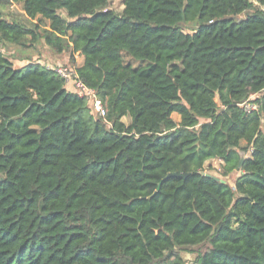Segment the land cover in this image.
I'll return each mask as SVG.
<instances>
[{"label":"trees","instance_id":"trees-1","mask_svg":"<svg viewBox=\"0 0 264 264\" xmlns=\"http://www.w3.org/2000/svg\"><path fill=\"white\" fill-rule=\"evenodd\" d=\"M256 1L122 0L116 14L109 0H0V43L67 55L107 110L96 118L54 67L0 51V264H264ZM9 4L36 22L3 17ZM242 156L233 186L204 173Z\"/></svg>","mask_w":264,"mask_h":264},{"label":"rangeland","instance_id":"rangeland-1","mask_svg":"<svg viewBox=\"0 0 264 264\" xmlns=\"http://www.w3.org/2000/svg\"><path fill=\"white\" fill-rule=\"evenodd\" d=\"M252 2L253 5H257V1L256 0H250ZM107 9L112 10L113 12H115L116 14H120L123 10V3L122 0H109V3L107 5ZM2 11V15L3 17H9V19L11 21H15L17 23H20L22 25L25 26H31L33 23H35L36 21H31L29 20L23 13H22V8L20 5L17 4H9L4 8H1ZM60 15H62L67 21H69V19L65 16V13H63L62 11L59 12ZM192 28L193 25H184V32L191 34L192 33ZM36 50H32L29 48H23L21 46H14V45H4L3 43H0V51L2 50V53L4 54V56H6L7 58H10L11 60L13 59L15 61V59L18 58V53L19 54H26V56H33L36 53L37 54H43L46 53V48L44 45L40 43H38ZM125 61H129L127 58H125ZM15 66V65H14ZM61 67H64L65 69H68V65L66 64H61ZM15 67H18V65H16ZM55 67V66H54ZM172 118L174 119V121L179 122L180 118L178 115L173 114ZM123 122L125 124H129V119L128 118H124ZM204 173L208 176L213 177L214 179H217L221 182L227 183L229 186H233L235 179L237 178V176L239 175V169L238 170H234L233 172L229 173V174H225L224 172V168H223V163L220 160H210L207 161L204 164ZM207 247V245L205 246H194V247H190V248H185L184 250H181V255L184 258V260L186 262H191L193 261V259L196 256L197 252H202L205 248Z\"/></svg>","mask_w":264,"mask_h":264},{"label":"built area","instance_id":"built-area-1","mask_svg":"<svg viewBox=\"0 0 264 264\" xmlns=\"http://www.w3.org/2000/svg\"><path fill=\"white\" fill-rule=\"evenodd\" d=\"M55 71L66 81V84L73 82V87L79 96L85 97L88 106L90 107L92 114L96 118L105 119L107 110L102 101L98 98L95 91L86 87L80 80H78L75 70L65 69L61 66L54 67ZM246 109L254 110L257 107L255 105H244Z\"/></svg>","mask_w":264,"mask_h":264},{"label":"crops","instance_id":"crops-1","mask_svg":"<svg viewBox=\"0 0 264 264\" xmlns=\"http://www.w3.org/2000/svg\"><path fill=\"white\" fill-rule=\"evenodd\" d=\"M22 13L24 14V12L22 11ZM4 45H10L7 43H3ZM37 44H33L32 45V50H36ZM46 48V47H45ZM2 52V50H1ZM75 58V63L77 66L81 65L82 63V57L79 56L78 54L74 55ZM15 66L18 65V67H21L27 63H40L44 66H48V67H56V66H60L61 64H66L68 62V57L67 55H58V56H54L52 55L48 49L46 48V53L41 54H35V55H31V56H26V54L22 55L18 53V58L15 59V61L10 58H8ZM69 91L76 93V91H74L72 88L69 89Z\"/></svg>","mask_w":264,"mask_h":264},{"label":"water","instance_id":"water-1","mask_svg":"<svg viewBox=\"0 0 264 264\" xmlns=\"http://www.w3.org/2000/svg\"><path fill=\"white\" fill-rule=\"evenodd\" d=\"M242 159H243V156H242V158H241V161H240V163H239V166H238V169L240 168V164H241V162H242ZM237 169V170H238ZM182 177V178H185L186 176H187V174H185V175H179L178 173H174V174H170V175H168V177ZM208 176V175H207Z\"/></svg>","mask_w":264,"mask_h":264}]
</instances>
